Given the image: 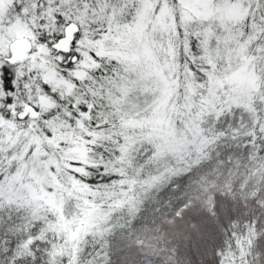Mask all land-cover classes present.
Wrapping results in <instances>:
<instances>
[{
	"label": "snow or ice",
	"instance_id": "6c2138e0",
	"mask_svg": "<svg viewBox=\"0 0 264 264\" xmlns=\"http://www.w3.org/2000/svg\"><path fill=\"white\" fill-rule=\"evenodd\" d=\"M0 264H264V0H0Z\"/></svg>",
	"mask_w": 264,
	"mask_h": 264
}]
</instances>
